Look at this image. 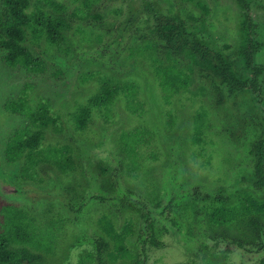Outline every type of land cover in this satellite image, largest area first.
<instances>
[{"label":"rangeland","instance_id":"obj_1","mask_svg":"<svg viewBox=\"0 0 264 264\" xmlns=\"http://www.w3.org/2000/svg\"><path fill=\"white\" fill-rule=\"evenodd\" d=\"M56 1L65 6L68 22L60 45L30 32L26 41L45 59L46 71L8 66L0 46V231L8 209L24 216L37 235L47 234L41 248L27 247L48 264H132L137 258H146L145 264H263L264 249H248L264 243V213L228 221H214L212 213L223 204L239 208L247 194L264 200L254 172V143L264 136V91L245 92L238 108L221 103L198 70L191 71L188 58L176 53L192 80L166 100L153 66L165 62V42L157 39L145 53L136 51L152 42L141 33L153 38L144 1ZM152 1L163 14L180 13L198 38L238 64L240 76L251 75L241 51L248 34L230 36L225 27L231 23L219 20L221 0L215 5L207 0V14L190 0ZM41 3L46 1L33 0L32 8ZM135 9L143 13L134 14ZM254 10L264 89V9L256 3ZM192 12L198 20L189 17ZM104 83H134L135 94L129 93L134 104L120 89L110 108H94L88 126L78 129L76 113ZM24 94L34 111L48 104L53 120L44 128L43 148H68L71 162L64 161L72 171L55 158L39 159L30 168L26 156L8 158L15 131L34 128L30 116L6 108L8 100ZM127 132L139 133L135 148L123 139ZM253 218L261 225L258 233ZM108 223L120 233L132 229L126 255H119Z\"/></svg>","mask_w":264,"mask_h":264},{"label":"trees","instance_id":"obj_2","mask_svg":"<svg viewBox=\"0 0 264 264\" xmlns=\"http://www.w3.org/2000/svg\"><path fill=\"white\" fill-rule=\"evenodd\" d=\"M45 1L46 3H41L42 5L38 6L37 10L29 11L28 8L30 7L31 0H4L7 10L5 21L2 19L3 15L0 14V46L5 51L4 61L8 66L15 67L22 65L30 71H46L47 64L45 59L35 55L26 45L28 34L30 32L35 39H40L46 35L50 42L60 45V42L64 38V33L68 28V22L63 14L65 6L61 2L56 0ZM44 5H52L53 11L50 12L43 8L45 7ZM178 72L177 69L169 65H160L156 68V73L161 78L160 83L166 92L167 100L179 90L180 86L184 88L188 84V80L182 75L180 76ZM120 89L126 91L129 103L133 105L134 96H130L129 93L134 92L135 94L134 83L126 84L122 87L120 85L104 83L101 91L94 94L88 103L82 106L76 113V127L78 129H85L88 126L94 108H110ZM6 108L15 113L30 116L34 125V128L25 126L17 129L9 140L6 152L11 161L19 160L23 156H26L29 162L28 168H30L39 159L55 158L64 171H72L70 170L72 164L68 167L64 161L66 159L71 162L68 156V148H43L45 139L44 128L53 120L49 115L48 104L40 103L36 111H34L29 105L26 94H24L17 99L8 100ZM138 134L136 132H127L122 137L126 144H131L132 148H135L137 141L139 142ZM258 172L260 174L259 182L261 183L264 181L261 163L258 164ZM248 213H252L253 215L255 213H264V200H257L253 196L251 198H242L239 208L233 209L232 207L220 206L212 213V216L215 218V221H221V219L227 221L237 218L239 215L246 216ZM5 215H7V217L5 216L7 218V226L0 231V264H48L42 260L41 254L27 247L28 245H35L41 248L40 240L47 234L43 232L41 235H37L33 224L24 216H19L11 209H8L7 212L5 211ZM255 218L252 219V224L256 229V233H258L260 225ZM105 227L114 239L119 255L123 256L124 254L126 255V252H130L125 243L126 235L131 232L130 226L123 233L115 230L110 223L106 224ZM17 245L22 246L18 247ZM113 257L116 256L113 255Z\"/></svg>","mask_w":264,"mask_h":264},{"label":"flooded vegetation","instance_id":"obj_3","mask_svg":"<svg viewBox=\"0 0 264 264\" xmlns=\"http://www.w3.org/2000/svg\"><path fill=\"white\" fill-rule=\"evenodd\" d=\"M1 1V0H0ZM145 2V12L146 10H150L151 12V24H149L150 34H152L153 38H148L145 33H141L140 36L146 40H151V43L137 45V50L141 54L145 53L151 47H155L156 40L162 39L165 42V49H166V59L165 62L162 59L158 61H154V69L156 72V68L160 65H169L173 66L177 69L180 74L184 78L188 80L187 86L184 88L180 86L179 90L176 93L180 92L181 90H185L189 87L191 80H192V72H187L185 69L179 64L177 57L175 56L176 53H180L179 55H184L188 58L189 63L191 65V71L198 70L202 79L208 82L209 86L219 93V100L222 103L231 104L232 107H240L242 102L245 101L244 98L246 97L245 92H263L264 89L260 85L259 80L260 76L263 71V67L256 61V56L260 51L261 47L263 46L262 43L256 41L253 33L259 27L256 12L254 10V5L260 6L261 9H264V5L262 2H258V0H222L220 4H224L222 7L223 12V19L220 17L219 20L226 24V30L230 31V36H235L237 33L245 31L248 34V44L243 46L242 53L245 57L246 68L251 71V75L243 78L237 72L240 71L237 65H233L228 61V59L224 56V53L218 49H215L208 45L205 41L198 38L197 34L189 27L188 23L186 22L185 18H183L180 13L175 14H163L162 11L158 10L156 3L152 0H140ZM195 4L200 12L203 14H207L210 12L211 7L209 6V1L207 0H190ZM219 0H214V5ZM3 3V7H0V14L3 15V20L5 21V13L7 10V5L4 0L1 1ZM32 2L30 7L28 8L29 11H34L38 9V6L32 8ZM229 3V4H228ZM42 5V4H41ZM149 5V6H148ZM43 7V6H42ZM44 8V7H43ZM215 11L213 6L212 12ZM142 12V13H143ZM139 13L138 9H135L134 14H142ZM77 14V13H76ZM189 17L193 20H198L197 18L199 15L197 12H192L188 14ZM135 17V16H134ZM204 19V16L202 20ZM192 27V26H191ZM241 35V34H240ZM159 37V38H158ZM242 37V36H241ZM154 42V43H153ZM156 59V58H155ZM169 61V62H166ZM247 70V69H246ZM157 74V73H156ZM159 82L161 81L160 76ZM160 86L161 83H159ZM163 89L164 97L165 90ZM174 93L172 97L176 94ZM171 97V98H172ZM170 98V99H171ZM242 99V101L240 100ZM263 135H264V128H263ZM264 136L261 137L254 143V153L256 155V161L254 163V172L257 176L256 184L259 187L264 186V181L259 182L260 174L258 172V164L261 163L264 173ZM140 143V142H139ZM264 176V175H263ZM195 191H198L196 188ZM251 194H247L244 198L248 197L251 198ZM241 200L239 207L241 206ZM226 206L229 208L236 209L235 205H220ZM218 206V207H220ZM216 207L213 212L218 208ZM248 215H252V213H248ZM247 215V216H248ZM242 216V215H241ZM215 221V218L212 216ZM225 220V219H224ZM231 220V219H230ZM220 221V220H216ZM228 221V220H227ZM260 225V223L258 222ZM261 226V225H260ZM132 232V229H130ZM261 231V227L259 228ZM131 232L129 234H131ZM258 232V231H257ZM128 234V235H129ZM126 235V238H128ZM249 251L253 250H261L264 249V243L262 246L258 245L257 247H249ZM132 253L130 254V256ZM147 254L145 253L144 256ZM146 258H137L132 264H145Z\"/></svg>","mask_w":264,"mask_h":264}]
</instances>
